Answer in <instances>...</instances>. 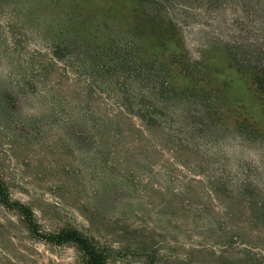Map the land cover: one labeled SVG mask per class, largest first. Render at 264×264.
<instances>
[{"label": "rangeland", "instance_id": "1", "mask_svg": "<svg viewBox=\"0 0 264 264\" xmlns=\"http://www.w3.org/2000/svg\"><path fill=\"white\" fill-rule=\"evenodd\" d=\"M151 3L178 35L145 50L205 65L195 88L216 114L179 94L193 83L178 71L165 94L161 78L91 75L75 56L52 57L72 25L106 47L142 43L130 0H0V178L42 230L112 249L107 264H264V143L234 123L263 129L264 103L227 60L264 61V0ZM83 261L73 245L32 239L0 205V264Z\"/></svg>", "mask_w": 264, "mask_h": 264}, {"label": "trees", "instance_id": "2", "mask_svg": "<svg viewBox=\"0 0 264 264\" xmlns=\"http://www.w3.org/2000/svg\"><path fill=\"white\" fill-rule=\"evenodd\" d=\"M130 1L135 6L134 12L139 20L138 26L135 25L136 31L139 32V37H143L145 41L143 40L142 43L135 41L123 46L119 44L112 45L110 42L111 44L106 47L97 35L92 36L91 33H84L85 30L79 27L75 28L72 25L68 28L61 27L60 33L53 37V43L50 46L52 57L61 61L65 57L71 59L75 56L76 64L81 63L80 65L85 67L91 75L122 72L127 76L134 75L143 80L145 79L148 84H151V82L155 84L158 81L157 79L161 78L159 87L161 93L165 94L174 93L177 90L170 79L174 76V72L178 71L181 76L193 83L192 88L185 87L179 91V94L207 101V96H205L206 98L202 97L206 95L204 94L206 93L205 90L195 88L198 82L203 80L204 75L207 74L205 65H201L200 61L190 63L184 55L174 53H170L165 58L161 54L162 59L158 60L156 54L145 50L146 46L153 49L156 45L165 50L166 40L177 39L178 33L172 21L146 10V6L152 4L151 2H155V0ZM163 37H166V39L163 40ZM227 60L237 70L251 74L255 89L264 103V61L261 63L256 56L251 57V59L239 58L233 53L228 55ZM212 106L207 101L205 109L209 114L211 112L216 114L217 111ZM234 123L241 135L252 142L264 143V128H254L246 119L236 120ZM0 205L20 217L32 239L51 247L75 246L83 255V264H107L115 255L112 249L101 245L93 237L82 234L76 229L63 228L55 232L42 230L31 207L12 199L6 184L1 178Z\"/></svg>", "mask_w": 264, "mask_h": 264}]
</instances>
